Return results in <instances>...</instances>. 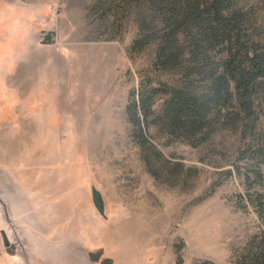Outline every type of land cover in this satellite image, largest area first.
<instances>
[{
    "label": "rangeland",
    "instance_id": "1",
    "mask_svg": "<svg viewBox=\"0 0 264 264\" xmlns=\"http://www.w3.org/2000/svg\"><path fill=\"white\" fill-rule=\"evenodd\" d=\"M214 1L0 0V264H263L264 90L216 78L264 0Z\"/></svg>",
    "mask_w": 264,
    "mask_h": 264
},
{
    "label": "trees",
    "instance_id": "2",
    "mask_svg": "<svg viewBox=\"0 0 264 264\" xmlns=\"http://www.w3.org/2000/svg\"><path fill=\"white\" fill-rule=\"evenodd\" d=\"M186 3L189 5L191 0H185ZM216 5L218 4V1L215 0L214 4H212L211 8L213 9H206L209 10L212 17L216 20H219V11L217 10ZM199 4L194 7L196 11L200 10ZM161 55L166 56L168 59H171V53L173 52H167L166 50H161ZM176 55H174L175 58ZM244 62V61H243ZM243 62H238L235 58H230L225 64L223 65V74L220 76H217L216 82L219 86V93H223V90H225V87L228 86V81H226V78H231V82L236 85L237 93H239L242 96V102L243 107L247 105L246 99L249 98L251 95L250 93L252 91H256L258 86L264 90V57L262 56H254L252 58H247V66H250L252 69L248 70L244 67ZM219 93L217 95L219 96ZM260 253H261V259L264 264V236L260 243Z\"/></svg>",
    "mask_w": 264,
    "mask_h": 264
},
{
    "label": "crops",
    "instance_id": "3",
    "mask_svg": "<svg viewBox=\"0 0 264 264\" xmlns=\"http://www.w3.org/2000/svg\"><path fill=\"white\" fill-rule=\"evenodd\" d=\"M30 3V4H29ZM13 4V3H12ZM16 6V9L19 11H25L26 8H35L37 5L34 4V2H28L27 4H20V5H14ZM36 259L40 260L41 262H44L45 264H76L75 260L73 258V253H68L65 250H57L50 253H42L39 252L37 255H35Z\"/></svg>",
    "mask_w": 264,
    "mask_h": 264
},
{
    "label": "water",
    "instance_id": "4",
    "mask_svg": "<svg viewBox=\"0 0 264 264\" xmlns=\"http://www.w3.org/2000/svg\"><path fill=\"white\" fill-rule=\"evenodd\" d=\"M92 200L98 213L105 218L106 201L103 199L102 193L96 187H93L92 189ZM5 243L6 246H8V240L6 236H5Z\"/></svg>",
    "mask_w": 264,
    "mask_h": 264
},
{
    "label": "bare ground",
    "instance_id": "5",
    "mask_svg": "<svg viewBox=\"0 0 264 264\" xmlns=\"http://www.w3.org/2000/svg\"><path fill=\"white\" fill-rule=\"evenodd\" d=\"M30 184V183H29ZM32 204H33V202H32Z\"/></svg>",
    "mask_w": 264,
    "mask_h": 264
}]
</instances>
